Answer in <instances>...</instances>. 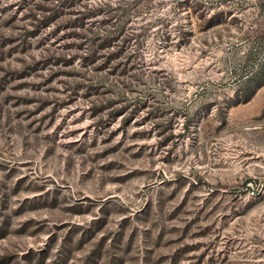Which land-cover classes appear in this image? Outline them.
Returning <instances> with one entry per match:
<instances>
[{
  "label": "rangeland",
  "instance_id": "obj_1",
  "mask_svg": "<svg viewBox=\"0 0 264 264\" xmlns=\"http://www.w3.org/2000/svg\"><path fill=\"white\" fill-rule=\"evenodd\" d=\"M0 264H264V0H0Z\"/></svg>",
  "mask_w": 264,
  "mask_h": 264
},
{
  "label": "trees",
  "instance_id": "obj_2",
  "mask_svg": "<svg viewBox=\"0 0 264 264\" xmlns=\"http://www.w3.org/2000/svg\"><path fill=\"white\" fill-rule=\"evenodd\" d=\"M93 15L95 16L96 14ZM93 15H88V16H93ZM107 18H110V20H112L113 16H108ZM115 23H113L111 26H114ZM90 35L93 34L92 33L86 34L87 37ZM83 37L79 36L78 39L76 40H82ZM116 40H117V44H116ZM133 40H135L136 43L138 42L136 36H134L133 34H124L121 32H117V34H115L112 31H104L101 35H93L92 38L89 40V44L87 43L88 48L86 53V59L89 61H94L97 57V54L102 53L105 49L109 50L110 48H113L114 50H118V51H115V53H112L108 58H105V61H107L105 63L107 64L108 62L117 60L120 58L119 54L123 51V48H125L124 50L127 51L126 46H128L127 49H129V45H131ZM136 58L137 57L135 55L131 54L128 55L127 58L126 57L120 58V61H122L123 59L127 61L132 59V61H135Z\"/></svg>",
  "mask_w": 264,
  "mask_h": 264
}]
</instances>
